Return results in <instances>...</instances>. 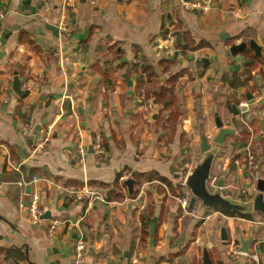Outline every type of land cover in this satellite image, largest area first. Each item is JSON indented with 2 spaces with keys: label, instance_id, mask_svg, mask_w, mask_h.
I'll use <instances>...</instances> for the list:
<instances>
[{
  "label": "crops",
  "instance_id": "crops-1",
  "mask_svg": "<svg viewBox=\"0 0 264 264\" xmlns=\"http://www.w3.org/2000/svg\"><path fill=\"white\" fill-rule=\"evenodd\" d=\"M183 2L74 0L60 29L61 0H0V264H71L79 238L84 264H204V249L210 264H264L263 214L205 212L198 200L190 214L180 203L215 117L234 133L216 151L208 189L221 182L224 197L249 205L264 180V0H211L203 12ZM169 31L178 55L162 48ZM249 40L260 55L229 52ZM16 75L24 94L11 87ZM238 237L251 238L248 253Z\"/></svg>",
  "mask_w": 264,
  "mask_h": 264
},
{
  "label": "water",
  "instance_id": "water-1",
  "mask_svg": "<svg viewBox=\"0 0 264 264\" xmlns=\"http://www.w3.org/2000/svg\"><path fill=\"white\" fill-rule=\"evenodd\" d=\"M184 2H190L191 0H182ZM176 42L180 43V32H175ZM247 47H249L256 55H260L261 47L257 45L253 40H249L248 42H240L238 44H233L229 47V52L231 54H236L244 51ZM22 81H25L24 78L19 79L16 76L12 79V89L17 94H24L23 91L20 90ZM238 111L234 110L233 114H237ZM230 123H223L218 117H215V127L217 128V133L212 139V145L208 143L205 135L200 137L201 145H200V153L203 155L201 161L190 170V172L186 175L184 179L185 187L191 194V199L189 201V207L191 208L194 203L198 200L201 204L207 209L209 208H219L224 212H237L243 213L246 212L249 208L260 212L264 215V180L259 178L257 180V191L258 193L251 199L249 205H241L230 199L224 197L220 191L219 187L221 186V182L218 183L217 189L211 191L208 189L207 182L210 177V169L212 161L215 157L217 149L222 145L224 141V137L226 135H233L234 131L229 127ZM39 129V127H36ZM92 148L90 147V150ZM123 184L126 186L128 194L132 195L134 190V179L128 178L123 181ZM27 192H29V188H26ZM42 218H48V214L42 216ZM220 239L222 241V246L226 245L229 241V236L225 228H221L220 230ZM240 243L239 251L241 253H248V244L251 242V238L243 239L242 237H238V239H233V243ZM203 263L210 264L209 256L207 250H203Z\"/></svg>",
  "mask_w": 264,
  "mask_h": 264
},
{
  "label": "built area",
  "instance_id": "built-area-1",
  "mask_svg": "<svg viewBox=\"0 0 264 264\" xmlns=\"http://www.w3.org/2000/svg\"><path fill=\"white\" fill-rule=\"evenodd\" d=\"M74 0H61V20L59 23L60 29L64 28V18L67 7L72 6ZM211 0H191L190 2H183V5L190 10H198V11H206L210 7ZM2 17V12L0 11V19ZM162 48L167 55L179 54L180 50L176 48L174 45V37L173 33L169 31L166 33L165 38L162 40ZM248 106L247 101H243L239 104V108L245 109ZM209 142H211L212 137L208 135L206 137ZM47 139V138H46ZM92 147L97 158H100L104 152L102 136L97 133L93 137ZM76 155L80 160L83 159L86 149L82 145H77L75 148ZM235 163L238 164L239 161L235 159ZM246 166L249 168V175L255 181L259 178V173L257 171V163L252 155H250L246 161ZM216 179L213 177L208 180L207 186L208 188H214ZM181 186L185 187L184 180L180 183ZM181 206L188 211V213L193 214L194 208L189 207V197L184 195L183 198L180 199ZM42 211L39 206V196L36 193L31 195L28 204V218L32 223H37L40 220ZM86 243L81 238L77 239L74 244V255L71 264H84L85 263V255H86ZM255 260L257 258L254 256ZM143 260V255L140 253L134 255L131 258L132 263H137Z\"/></svg>",
  "mask_w": 264,
  "mask_h": 264
},
{
  "label": "trees",
  "instance_id": "trees-1",
  "mask_svg": "<svg viewBox=\"0 0 264 264\" xmlns=\"http://www.w3.org/2000/svg\"><path fill=\"white\" fill-rule=\"evenodd\" d=\"M246 54V53H245ZM162 62H166L165 60H162ZM168 91V90H167ZM165 91H163V90H160V92H159V94H163ZM120 176H121V173H119V174H117V177H116V180L113 182V184H114V186L116 187V186H118L120 183H119V178H120ZM161 178V180H163V181H165V182H167L166 181V179L165 178H163V177H160ZM117 196H119V195H117ZM181 198H183V195H181ZM180 198V199H181ZM217 209H219V208H217ZM220 210V209H219ZM222 211V210H221ZM224 214H226V215H228V216H234V215H236L237 214V212H224V211H222Z\"/></svg>",
  "mask_w": 264,
  "mask_h": 264
},
{
  "label": "rangeland",
  "instance_id": "rangeland-1",
  "mask_svg": "<svg viewBox=\"0 0 264 264\" xmlns=\"http://www.w3.org/2000/svg\"><path fill=\"white\" fill-rule=\"evenodd\" d=\"M234 162H235V160H234ZM236 164V163H235ZM239 164V163H238ZM238 164H236V165H238ZM199 217H200V215H198Z\"/></svg>",
  "mask_w": 264,
  "mask_h": 264
}]
</instances>
